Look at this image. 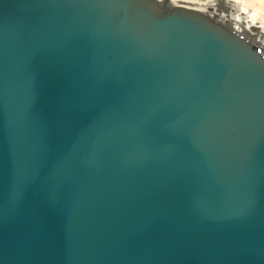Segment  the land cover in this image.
Returning a JSON list of instances; mask_svg holds the SVG:
<instances>
[{
	"label": "water",
	"instance_id": "95a60500",
	"mask_svg": "<svg viewBox=\"0 0 264 264\" xmlns=\"http://www.w3.org/2000/svg\"><path fill=\"white\" fill-rule=\"evenodd\" d=\"M0 264H264V44L160 0H0Z\"/></svg>",
	"mask_w": 264,
	"mask_h": 264
},
{
	"label": "bare ground",
	"instance_id": "6f19581e",
	"mask_svg": "<svg viewBox=\"0 0 264 264\" xmlns=\"http://www.w3.org/2000/svg\"><path fill=\"white\" fill-rule=\"evenodd\" d=\"M183 5L210 13L230 23L238 31L252 35L264 44V21L256 15H248L226 0H160ZM237 5V4H236ZM258 13V12H257ZM263 15V14H262ZM261 16V15H260Z\"/></svg>",
	"mask_w": 264,
	"mask_h": 264
},
{
	"label": "rangeland",
	"instance_id": "374dc122",
	"mask_svg": "<svg viewBox=\"0 0 264 264\" xmlns=\"http://www.w3.org/2000/svg\"><path fill=\"white\" fill-rule=\"evenodd\" d=\"M226 1L230 2L236 8L242 10L248 15L254 14L258 16L259 19L264 21V0H226Z\"/></svg>",
	"mask_w": 264,
	"mask_h": 264
}]
</instances>
